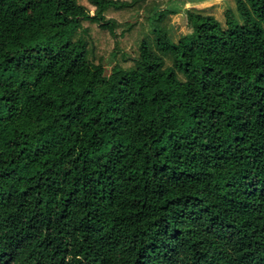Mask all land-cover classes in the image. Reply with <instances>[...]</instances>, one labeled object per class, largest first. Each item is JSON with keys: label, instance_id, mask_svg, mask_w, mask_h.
<instances>
[{"label": "trees", "instance_id": "16d2710c", "mask_svg": "<svg viewBox=\"0 0 264 264\" xmlns=\"http://www.w3.org/2000/svg\"><path fill=\"white\" fill-rule=\"evenodd\" d=\"M164 2L0 0V264H264V0Z\"/></svg>", "mask_w": 264, "mask_h": 264}, {"label": "rangeland", "instance_id": "374dc122", "mask_svg": "<svg viewBox=\"0 0 264 264\" xmlns=\"http://www.w3.org/2000/svg\"><path fill=\"white\" fill-rule=\"evenodd\" d=\"M173 7L178 9L176 13H169V33L173 40H178L183 34L192 30L189 23L188 12L200 11L213 14L224 26H226V10L231 9L239 22L242 21L236 8L235 0H165L161 7ZM94 11L93 9L91 10ZM144 16L142 12L141 18ZM106 72L110 73L113 62L109 56L104 59Z\"/></svg>", "mask_w": 264, "mask_h": 264}]
</instances>
